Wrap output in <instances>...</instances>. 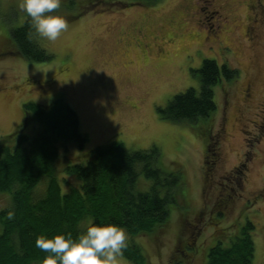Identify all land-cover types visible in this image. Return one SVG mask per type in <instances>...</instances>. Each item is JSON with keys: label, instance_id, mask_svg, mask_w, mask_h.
<instances>
[{"label": "rangeland", "instance_id": "374dc122", "mask_svg": "<svg viewBox=\"0 0 264 264\" xmlns=\"http://www.w3.org/2000/svg\"><path fill=\"white\" fill-rule=\"evenodd\" d=\"M88 2L61 0L55 14L68 16L69 28L55 42L37 36L53 58L36 63L11 54V31L30 18L19 0H0V137L23 123L25 104L62 97L88 139L70 153L112 142L133 152L157 149L156 166L179 176L183 197L168 224L134 239L148 264H173L180 240L207 248L247 220L256 226L254 264H264V0H103L89 10ZM205 60L238 72L214 88L217 110L193 123L165 119L160 110L174 96L199 90ZM209 142L214 155L206 158ZM152 183L141 175L137 190ZM9 201L0 195V207ZM175 258L204 264L201 255Z\"/></svg>", "mask_w": 264, "mask_h": 264}, {"label": "trees", "instance_id": "16d2710c", "mask_svg": "<svg viewBox=\"0 0 264 264\" xmlns=\"http://www.w3.org/2000/svg\"><path fill=\"white\" fill-rule=\"evenodd\" d=\"M102 1L89 0L86 8ZM132 1L149 4L158 0ZM36 38L29 19L11 31V54L36 63L49 62L53 57ZM198 73L199 90L174 96L168 107L160 110L165 119L193 123L210 118L217 110L214 88L222 76L228 82L238 77L236 70L226 65L220 68L213 60H205ZM24 110L23 123L16 131L0 137V195L10 197L9 203L0 207V264H41L48 253L36 247V237L64 234L75 239L81 231L80 222L87 218L123 228L127 239L121 258L128 264H148L134 239L168 224L171 206H178V198L183 197L179 176L164 174L156 166L157 149L133 152L123 143L112 142L84 156L76 154L88 139L81 132L77 112L62 97L50 105L27 103ZM209 144L206 158L214 155ZM71 149L76 153H70ZM59 161L64 162L61 171L57 169ZM141 175L153 181L147 191L137 190ZM65 176L77 183L66 181ZM211 220L214 225L219 221L212 215ZM255 231V224L247 220L214 238L207 248L191 246L193 243L183 247L180 240L172 263L184 264L175 256L191 258L196 254L204 258V264H254Z\"/></svg>", "mask_w": 264, "mask_h": 264}, {"label": "clouds", "instance_id": "9594fccd", "mask_svg": "<svg viewBox=\"0 0 264 264\" xmlns=\"http://www.w3.org/2000/svg\"><path fill=\"white\" fill-rule=\"evenodd\" d=\"M60 3L61 0H19V8L30 18V28L38 37L55 42L69 28L66 18L55 14ZM80 227L75 239L64 234L36 237V247L48 253L41 264H120L127 239L123 228L95 223L92 218L81 221Z\"/></svg>", "mask_w": 264, "mask_h": 264}, {"label": "flooded vegetation", "instance_id": "af4514ba", "mask_svg": "<svg viewBox=\"0 0 264 264\" xmlns=\"http://www.w3.org/2000/svg\"><path fill=\"white\" fill-rule=\"evenodd\" d=\"M223 214V213H222Z\"/></svg>", "mask_w": 264, "mask_h": 264}]
</instances>
